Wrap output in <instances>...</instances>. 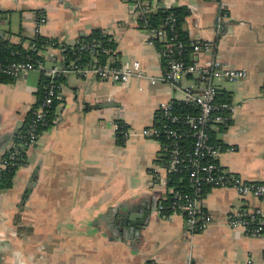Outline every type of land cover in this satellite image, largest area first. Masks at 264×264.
<instances>
[{"label": "crops", "instance_id": "1", "mask_svg": "<svg viewBox=\"0 0 264 264\" xmlns=\"http://www.w3.org/2000/svg\"><path fill=\"white\" fill-rule=\"evenodd\" d=\"M155 3L154 13L186 8L182 30L189 40L212 43L216 57L246 70L245 78L218 84L235 111L230 124L212 134L234 148L221 154L222 167L264 183V0ZM38 14L46 17L38 34L65 45L104 31L116 45L110 57L120 64L138 61L144 77L116 84L64 75L57 123L26 149L27 162L16 170L12 187L0 190V264H264V235L248 237L226 222L231 210L258 206L256 200L227 188L208 189L202 206L214 220L188 236L181 214L166 218L156 212L170 187L158 142L139 134L117 142L116 121L135 132L150 127L159 103L180 101L193 83L185 79L189 84L175 88L158 81V49L136 25L131 8L122 0H0V36L27 48ZM44 56L46 67L64 60L61 49L47 48ZM41 76L31 71L0 83V159L36 103ZM127 212L145 217L134 233L116 229L115 218Z\"/></svg>", "mask_w": 264, "mask_h": 264}, {"label": "built area", "instance_id": "2", "mask_svg": "<svg viewBox=\"0 0 264 264\" xmlns=\"http://www.w3.org/2000/svg\"><path fill=\"white\" fill-rule=\"evenodd\" d=\"M132 11V16L139 29L149 32V43H161L158 49L160 60L165 61L163 71L158 81L182 88V81L191 79L192 84L186 86L180 101L170 100L159 103L155 112L153 125L139 132L126 129L120 132L118 123L114 124L116 135L123 134V139L133 134L156 140L164 156L162 171L166 178L171 174L187 172V179L193 188L192 194L183 193L174 187H169L167 196L173 198L169 206V214L164 212L160 202L156 212L162 217L181 214L187 224L186 235L191 236L205 230L214 220V216L205 211L202 206V189L227 188L233 190L241 199L252 198L258 206H243L231 210L226 216L228 226L234 230H242L248 237L259 238L264 235V183L246 181L231 173L219 163L223 152L234 151L233 147L211 142V134L220 127L230 124L235 106L220 99L219 83H235L247 76L244 69L231 67L213 54V45L208 41H190L187 55L199 56L202 60L188 62L186 60L185 44L180 41L175 29L176 17L170 11L163 23L157 28L149 27L147 15L155 12V0H122ZM143 21L141 24L139 21ZM46 22L43 14H38L35 23V35L39 27ZM81 46L79 50H83ZM75 56L68 66L46 67L40 61H32L28 56L18 61L0 59V76L18 79L25 73L38 71L47 79L44 85L43 99L33 111L23 147L28 148L39 140L38 128L48 123L47 117L55 100L60 98L58 77L67 73H75L82 78L93 77L101 81L116 84H126L133 78L144 77V72L138 61L120 64L113 58L100 63L91 54V61L85 64ZM152 83L157 80H151ZM181 102L188 108L180 113L175 103ZM180 110V109H179ZM57 123V118L51 119L50 127ZM23 148V149H24ZM7 152V150H6ZM20 151L10 153L8 159L15 160ZM9 165L7 159H0V169ZM186 264H191L190 262Z\"/></svg>", "mask_w": 264, "mask_h": 264}, {"label": "trees", "instance_id": "3", "mask_svg": "<svg viewBox=\"0 0 264 264\" xmlns=\"http://www.w3.org/2000/svg\"><path fill=\"white\" fill-rule=\"evenodd\" d=\"M149 1V0H147ZM170 11L176 17V24L175 29L178 33L179 39L181 42L185 44V52H186V60L188 62H192L190 59V55H187L189 51V38L187 34L182 30V24L185 18L188 16L189 11L186 8L178 7L172 8ZM170 11H166L164 9H160L157 13H152L147 15V21L149 27L157 28L163 23L165 17L168 15ZM141 24L143 23L142 19L139 21ZM155 46L157 49L161 48V43L155 41ZM83 46V50H79V48ZM47 48H54V49H61L63 50L64 60L62 65L68 66L69 63L75 59V56H79V62L85 64L91 61V54L98 59L100 63H105L110 56H115V49L116 45L114 41L111 39L110 36L105 34L104 31L100 29H95L91 31L88 35L82 36L78 39V41L73 45H65L64 43H59L57 39L46 38L39 34L33 36V38L29 39V46L24 48L21 44H12L7 40H4L0 36V59L8 62L18 61L20 59H24V57L28 56L32 61H40L44 63L45 56L44 53ZM165 64L163 61L162 65ZM64 80V76L58 77L56 79V83L60 85ZM12 79L0 76V83H9L12 82ZM47 79L41 76V84L40 88L36 94V103L32 106L31 110L27 113L24 122L22 123L21 127L19 128L17 134L13 137V144L7 152H5L1 159H7L9 165L5 169H0V190H8L12 187L13 177L15 175L16 170L24 166L27 162L26 160V149L23 147L24 139L28 131L29 123L32 119L33 111L37 108L38 104L43 99L44 93V85L46 84ZM61 87V86H60ZM220 99L224 101H228L227 98H224L223 95H220ZM59 99L55 100L50 108L49 115L47 117L48 123L44 126L38 128L37 133L42 134L48 128H50L51 119L54 117V111L56 106L59 104ZM175 108H178L180 113H185L188 111V108L181 102L175 103ZM180 109V110H179ZM119 124L120 132H123L127 129V127L121 121H116ZM123 134H117V142L122 144L123 142ZM211 142L215 144H219L218 141L214 138V135L211 134ZM24 148V149H23ZM15 151H20L19 155L15 160H9L8 156L10 153ZM163 157V156H162ZM164 161V157L161 158ZM167 185L170 187H174L176 190H180L183 193L192 194L193 188L191 187L190 183L187 179V172L182 171L179 174H171L167 177ZM209 187H204L202 189V197L207 192ZM173 202V198L171 196H167V198L162 202L164 205V212L169 214V206Z\"/></svg>", "mask_w": 264, "mask_h": 264}, {"label": "water", "instance_id": "4", "mask_svg": "<svg viewBox=\"0 0 264 264\" xmlns=\"http://www.w3.org/2000/svg\"><path fill=\"white\" fill-rule=\"evenodd\" d=\"M17 132H18L17 129H15L14 133L16 134ZM128 214L129 215H122L121 217L115 218V223L118 224V226H116V229H121V228L125 227L128 232L134 233L135 231H138L139 229L142 228V226L144 224L143 220L145 217H141L142 215L141 216L135 215L133 212H130ZM125 216H127V217H125ZM136 217H141V218L138 219ZM133 218L136 219V221H134ZM133 221H134V223H133ZM128 223H130V224L128 225Z\"/></svg>", "mask_w": 264, "mask_h": 264}, {"label": "rangeland", "instance_id": "5", "mask_svg": "<svg viewBox=\"0 0 264 264\" xmlns=\"http://www.w3.org/2000/svg\"><path fill=\"white\" fill-rule=\"evenodd\" d=\"M157 53H158V51H157ZM158 56H159V55H158ZM109 58H111V57H109ZM109 58H108V59H109ZM114 60H115V59H114ZM117 62H118V61H117ZM118 63H119V62H118ZM47 66L49 67V66H50V64H48V63H47ZM50 67H51V66H50ZM187 84H189V83H188V82H186V81H184V82H183V84H182V86H185V85H187Z\"/></svg>", "mask_w": 264, "mask_h": 264}]
</instances>
